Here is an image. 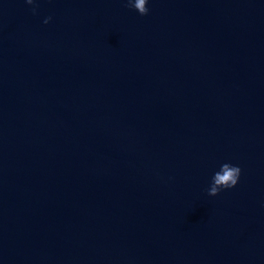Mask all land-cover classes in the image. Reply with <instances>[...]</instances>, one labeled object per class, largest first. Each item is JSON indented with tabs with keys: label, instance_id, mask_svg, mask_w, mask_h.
Here are the masks:
<instances>
[{
	"label": "water",
	"instance_id": "95a60500",
	"mask_svg": "<svg viewBox=\"0 0 264 264\" xmlns=\"http://www.w3.org/2000/svg\"><path fill=\"white\" fill-rule=\"evenodd\" d=\"M147 8L0 0V264H264V0Z\"/></svg>",
	"mask_w": 264,
	"mask_h": 264
},
{
	"label": "clouds",
	"instance_id": "9594fccd",
	"mask_svg": "<svg viewBox=\"0 0 264 264\" xmlns=\"http://www.w3.org/2000/svg\"><path fill=\"white\" fill-rule=\"evenodd\" d=\"M28 5H33L34 0H26ZM148 0H128V7L133 8L141 16L148 15L147 8ZM35 14V10H34ZM51 18L46 19L44 22L47 24ZM240 168L229 163L221 165L220 170L214 173L212 182L208 188V195L211 197L217 196L221 190L234 188L240 177Z\"/></svg>",
	"mask_w": 264,
	"mask_h": 264
}]
</instances>
